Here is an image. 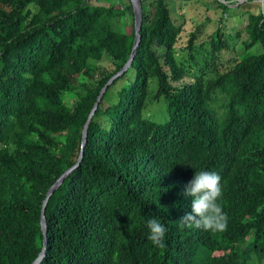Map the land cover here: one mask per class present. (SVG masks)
I'll list each match as a JSON object with an SVG mask.
<instances>
[{"label": "trees", "instance_id": "trees-1", "mask_svg": "<svg viewBox=\"0 0 264 264\" xmlns=\"http://www.w3.org/2000/svg\"><path fill=\"white\" fill-rule=\"evenodd\" d=\"M170 1L142 0L135 78L129 69L108 87L80 165L49 198L39 264H264L263 8L250 12L246 38L221 18L208 41L202 25L183 40ZM127 13L131 28L115 29ZM135 37L131 0H0V264H32L42 251L47 192L76 163ZM238 39L263 50L223 63ZM152 78L164 122L144 115ZM201 170L221 176L223 232L180 227ZM153 217L166 228L162 249L148 240Z\"/></svg>", "mask_w": 264, "mask_h": 264}, {"label": "rangeland", "instance_id": "rangeland-1", "mask_svg": "<svg viewBox=\"0 0 264 264\" xmlns=\"http://www.w3.org/2000/svg\"><path fill=\"white\" fill-rule=\"evenodd\" d=\"M128 0H91L93 4H109L117 3L118 5L126 6ZM215 4V0H171L169 6L171 8L173 17L175 18L177 24H184V30L182 32L183 40H186L188 34L196 29L197 26L202 25L203 30H206V34L202 36L203 41H208L209 33L213 32L218 28L219 21L223 18L228 35H235L238 31H243L242 38H246V32L244 28L248 23L249 14L252 11L259 10L262 8L261 0H234L233 5H229L226 10L222 7H218L215 4V7L212 6ZM131 21L129 14H125L120 20H114V28L121 31H127L131 28ZM246 36V37H245ZM238 39L236 42V51H224L222 53L223 63H228L233 56H238L242 58L246 53H256L263 50L260 44H256L251 49H246L244 44ZM101 64L111 67V63L108 62V59H105ZM136 71L135 69H130L127 74V80H133L135 78ZM124 84V79L117 82V86H122ZM113 88V89H114ZM157 88V79L152 78L150 82V97L148 99V104L146 106L144 115L150 119L157 122H164L169 118V109L168 103L164 97L159 100L152 98V94ZM111 89L106 97L105 102L114 103L117 100L115 95V90ZM108 104L105 103V106Z\"/></svg>", "mask_w": 264, "mask_h": 264}, {"label": "clouds", "instance_id": "clouds-1", "mask_svg": "<svg viewBox=\"0 0 264 264\" xmlns=\"http://www.w3.org/2000/svg\"><path fill=\"white\" fill-rule=\"evenodd\" d=\"M185 196L194 197L192 211L180 219L181 228H196L210 233L223 232L227 229L228 217L218 199L222 196L221 176L212 171H197L187 183ZM148 240L158 248H164L166 228L159 219L153 217L147 221Z\"/></svg>", "mask_w": 264, "mask_h": 264}, {"label": "water", "instance_id": "water-1", "mask_svg": "<svg viewBox=\"0 0 264 264\" xmlns=\"http://www.w3.org/2000/svg\"><path fill=\"white\" fill-rule=\"evenodd\" d=\"M223 2H225L226 4L229 5H233L231 3H229L227 0H222ZM132 3V7H133V12H134V21H135V32H136V37L134 40V44H133V48H132V52L128 58V60L126 61V63L121 67V69L119 71H117L106 83V85L102 88L97 101L95 102L89 117L87 119V122L85 123V126L83 128V137H82V146H81V152L80 155L76 161V163L71 166L70 168H68L58 179L57 181L49 188L46 198L44 199L43 202V207H42V215H41V227L44 233V246L42 251L40 252L39 256L37 257V259L32 263V264H39L42 259L44 258V256L46 255V246H47V217H46V208H47V203L49 201V198L51 197V195L54 193V191L63 183L64 179L66 177H68L81 163L84 153H85V146L86 143L88 141V135H89V125L90 122L94 116V114L96 113L100 102L102 101L104 94L106 93L108 87L114 83L115 80H117L121 75H123L126 71H128L134 61V58L136 56L137 53V49L138 46L140 44L141 41V28H142V24H143V5H142V0H131ZM262 3V8L264 11V0H261Z\"/></svg>", "mask_w": 264, "mask_h": 264}]
</instances>
